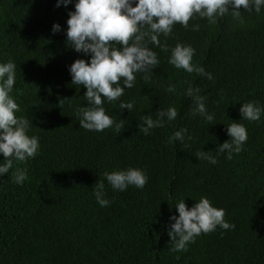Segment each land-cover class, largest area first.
<instances>
[{"label": "trees", "instance_id": "1", "mask_svg": "<svg viewBox=\"0 0 264 264\" xmlns=\"http://www.w3.org/2000/svg\"><path fill=\"white\" fill-rule=\"evenodd\" d=\"M56 4L0 0V62L17 65V115L28 118L29 135L40 138L35 158L14 162L0 177V264H264V115L248 121L239 111L249 101L264 105V9H241L243 23L228 14L216 24L198 16L188 29L175 24L169 49L190 44L196 50L192 63L214 80L176 69L168 63L170 51L149 45L160 61L150 79L137 73L133 88L104 104L125 127L95 132L79 125L76 109L87 106L86 88L73 85L69 72L77 59L89 57L67 43L68 25L52 32L58 20L67 24L75 0ZM195 24L199 31L191 30ZM189 84L207 97L215 125L191 114L192 101L184 94ZM169 86L176 91L167 92ZM121 101L134 102L132 111L121 110ZM170 106L178 110L175 121L149 135L139 132L142 116ZM233 120L248 132L243 151L230 160L225 153L215 165L198 160L197 151L230 139L225 124ZM180 127L191 136L187 147L169 142ZM128 167L142 168L147 184L113 191L103 173ZM16 168L27 169L23 185L12 181ZM101 180L111 201L106 207L93 195ZM202 196L225 209L235 228L217 227L197 236L187 251H171L167 225L170 215H178L175 203L185 199L191 208Z\"/></svg>", "mask_w": 264, "mask_h": 264}, {"label": "clouds", "instance_id": "2", "mask_svg": "<svg viewBox=\"0 0 264 264\" xmlns=\"http://www.w3.org/2000/svg\"><path fill=\"white\" fill-rule=\"evenodd\" d=\"M71 4L73 0H57L56 7ZM74 9L68 13L67 24L58 20L52 32L56 34L62 30L61 27L68 25L67 43L76 52L89 57L88 60L77 59L69 67L72 84L86 88L83 98L87 106L78 107L76 117L80 127L87 131L102 132L113 128L119 132L125 127L124 120L117 123L114 117L107 114L104 104L119 100L125 94V89L133 88L137 73H144L146 82L150 79V74L160 61L149 45L170 51L168 63L176 69L214 80L213 74L203 66L192 63L196 50L190 44L177 43L169 49L167 38L172 36L174 25L179 23L188 29L189 21L197 16L207 19L209 24H216L218 19L228 14L243 23L241 9L259 14L264 9V0H75ZM68 15L64 13V16ZM191 30L199 31L200 25H191ZM161 36L165 38L163 43ZM16 68L11 59L0 62V155L3 156L0 177L13 169L14 162H27L35 158L40 149V138L29 135L32 122L17 115L20 106L12 95ZM175 91L174 86L167 88L169 93ZM184 94L192 101L191 114L199 115L205 122L215 125V113H209L207 97L201 95V89L189 84ZM119 107L131 112L134 102L121 101ZM239 111L242 120L260 121L264 115V105L249 101L242 103ZM178 115L176 107L159 108L155 113L140 118L139 132L149 135L151 130L175 121ZM225 125L230 139L217 144L215 150L197 151L195 156L198 160L215 165L219 156L226 153L230 160L233 153L243 151L248 140L246 126L235 120ZM186 138L191 139L188 129L180 127L169 137V142L179 141L187 147ZM103 176L111 189L119 192L126 191L129 186L143 189L148 182L146 172L137 167L105 171ZM26 179L27 169L16 168L12 173V181L16 184L23 185ZM93 195L101 207L110 205L102 180L95 184ZM174 207L178 215H170L167 225L172 244L170 250L173 252L187 251L188 244L195 242L197 236L213 232L217 227L223 230L235 228L225 219V209L213 206L207 196H202L191 208L185 199L178 200Z\"/></svg>", "mask_w": 264, "mask_h": 264}]
</instances>
